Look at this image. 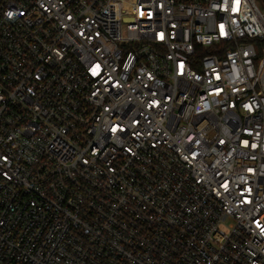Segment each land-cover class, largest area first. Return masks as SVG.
<instances>
[{"label": "built area", "instance_id": "obj_1", "mask_svg": "<svg viewBox=\"0 0 264 264\" xmlns=\"http://www.w3.org/2000/svg\"><path fill=\"white\" fill-rule=\"evenodd\" d=\"M0 264H264L261 0H0Z\"/></svg>", "mask_w": 264, "mask_h": 264}, {"label": "trees", "instance_id": "obj_2", "mask_svg": "<svg viewBox=\"0 0 264 264\" xmlns=\"http://www.w3.org/2000/svg\"><path fill=\"white\" fill-rule=\"evenodd\" d=\"M261 2H262V7L264 8V0H261Z\"/></svg>", "mask_w": 264, "mask_h": 264}, {"label": "snow or ice", "instance_id": "obj_3", "mask_svg": "<svg viewBox=\"0 0 264 264\" xmlns=\"http://www.w3.org/2000/svg\"><path fill=\"white\" fill-rule=\"evenodd\" d=\"M237 3H238V0H237ZM221 28H223V26H221Z\"/></svg>", "mask_w": 264, "mask_h": 264}]
</instances>
